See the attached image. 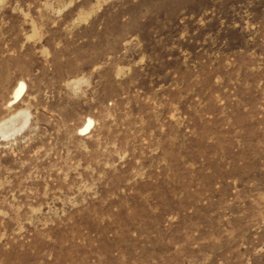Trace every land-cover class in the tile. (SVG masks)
<instances>
[{
  "label": "rangeland",
  "instance_id": "obj_1",
  "mask_svg": "<svg viewBox=\"0 0 264 264\" xmlns=\"http://www.w3.org/2000/svg\"><path fill=\"white\" fill-rule=\"evenodd\" d=\"M0 264H264V0H0Z\"/></svg>",
  "mask_w": 264,
  "mask_h": 264
},
{
  "label": "bare ground",
  "instance_id": "obj_2",
  "mask_svg": "<svg viewBox=\"0 0 264 264\" xmlns=\"http://www.w3.org/2000/svg\"><path fill=\"white\" fill-rule=\"evenodd\" d=\"M24 90H25V84L23 82H20L13 90V96L11 99V103L18 102L21 99L22 95L24 94ZM91 125H92V122L89 119L86 125L81 128L80 130L81 133L83 134L87 133L90 130Z\"/></svg>",
  "mask_w": 264,
  "mask_h": 264
}]
</instances>
